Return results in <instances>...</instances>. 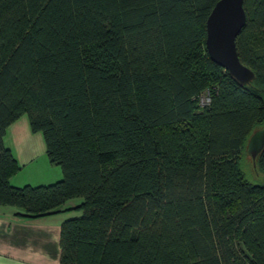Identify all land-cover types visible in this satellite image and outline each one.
I'll return each instance as SVG.
<instances>
[{
  "label": "trees",
  "instance_id": "obj_1",
  "mask_svg": "<svg viewBox=\"0 0 264 264\" xmlns=\"http://www.w3.org/2000/svg\"><path fill=\"white\" fill-rule=\"evenodd\" d=\"M219 1L0 0V206L81 212L62 264H264V183L242 168L264 129V0H245L236 40L248 85L209 57ZM25 115L54 184H10L4 138Z\"/></svg>",
  "mask_w": 264,
  "mask_h": 264
},
{
  "label": "crops",
  "instance_id": "obj_2",
  "mask_svg": "<svg viewBox=\"0 0 264 264\" xmlns=\"http://www.w3.org/2000/svg\"><path fill=\"white\" fill-rule=\"evenodd\" d=\"M18 122L19 120L8 128L4 138L9 140L11 146L24 148L18 154L10 148L21 167L20 171L10 179V184L22 188L46 186L60 181L63 178L62 170L49 161L46 144L39 153L33 150L32 145L38 133L21 135ZM70 202L67 203L66 208L77 206L76 203L70 205ZM17 212L19 210L16 208L0 206V264H62L60 261L62 224L65 220L79 216L81 213L65 211L60 214L26 219L16 216Z\"/></svg>",
  "mask_w": 264,
  "mask_h": 264
},
{
  "label": "water",
  "instance_id": "obj_3",
  "mask_svg": "<svg viewBox=\"0 0 264 264\" xmlns=\"http://www.w3.org/2000/svg\"><path fill=\"white\" fill-rule=\"evenodd\" d=\"M245 0H220L207 20L206 48L212 62L228 71L240 85L256 78L253 70L239 58L236 40L247 22ZM264 150V129L255 132L248 142V154L253 162Z\"/></svg>",
  "mask_w": 264,
  "mask_h": 264
},
{
  "label": "rangeland",
  "instance_id": "obj_4",
  "mask_svg": "<svg viewBox=\"0 0 264 264\" xmlns=\"http://www.w3.org/2000/svg\"><path fill=\"white\" fill-rule=\"evenodd\" d=\"M18 125L20 126L21 135H24V133H26V134L32 133L31 129H30L29 118L27 115L23 116L19 120ZM4 142H5V144L8 145V146L6 145L7 148H9V149L11 148L12 150H15L17 152V154H18V152H20V150H24L23 147H20V149H19V146H17V145L11 146L10 145L11 143L9 142L8 139H4ZM44 145H45V140H44L43 134L38 133L37 138L32 145V148H33V150H35L36 152L39 153L43 149L42 146H44ZM37 155L40 156V154H37ZM38 159H40V158H38ZM242 168H243V170L246 174V177L249 181H251L252 183H256V184H263L264 183V174L259 171L258 167H256V162H253L250 155L247 153V150H246L245 155L243 157ZM73 201H76V202H70V205L71 204L73 205L74 203H76L75 205L78 206L79 203L82 202L81 199H75Z\"/></svg>",
  "mask_w": 264,
  "mask_h": 264
},
{
  "label": "built area",
  "instance_id": "obj_5",
  "mask_svg": "<svg viewBox=\"0 0 264 264\" xmlns=\"http://www.w3.org/2000/svg\"><path fill=\"white\" fill-rule=\"evenodd\" d=\"M199 103H200L201 107H206V106L210 105V103H211V94H210L209 91L203 93L200 96Z\"/></svg>",
  "mask_w": 264,
  "mask_h": 264
}]
</instances>
